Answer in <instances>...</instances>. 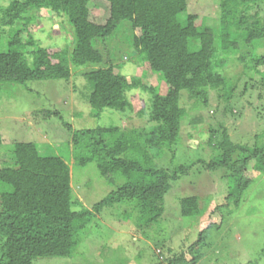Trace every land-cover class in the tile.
I'll return each instance as SVG.
<instances>
[{"label":"trees","instance_id":"1","mask_svg":"<svg viewBox=\"0 0 264 264\" xmlns=\"http://www.w3.org/2000/svg\"><path fill=\"white\" fill-rule=\"evenodd\" d=\"M263 3L222 0L220 21L210 26L203 16L189 11L187 0L0 2V89L9 84L28 86L32 81L69 82L78 70L89 68L83 73L86 91L82 96L91 115L100 117L110 111L120 120H132L137 108V114L147 115L151 124V131L143 134L121 123L81 127L64 122L71 134V144H66H70L77 165L96 161L104 177L110 182L120 181L93 207L83 206L75 193L70 154H41L34 142H16L14 159L2 161L0 167V264L74 258L81 233L92 218L102 208L124 200L135 203L139 227L152 226L164 214L165 197L173 183L206 165L210 170H224L227 179L225 203L214 209L221 215L220 222L211 218V224L190 245L192 259L183 251L172 254L169 249L166 255L160 251L157 262L198 264L206 231L226 219L223 208L238 206L253 178L264 175V129L256 133L253 147L235 143L226 129L210 130L214 152L210 160L185 161L166 169L155 166L153 158L162 157L182 142L181 132L191 115L183 105L184 96L194 101L192 108L205 107L216 92L224 101L225 112L233 114L239 98L256 90L258 83L264 85V53H257L264 40V19L249 14L252 7ZM98 5L105 6L101 22L91 17L98 13ZM38 18L48 19L52 25L60 20L69 26L66 45L41 43L30 31ZM128 24L133 51L148 72L163 81L166 92L145 84L135 72L127 73L128 60L114 64L115 55L104 48L106 39L117 33L125 35ZM3 46L6 49H1ZM235 62L246 72L251 69L258 75L252 76L254 83L242 81L240 91L242 74H231ZM74 85L77 88L78 84ZM40 113L45 118H63L59 108H44ZM205 212L199 195L181 199L182 216L196 217Z\"/></svg>","mask_w":264,"mask_h":264},{"label":"rangeland","instance_id":"2","mask_svg":"<svg viewBox=\"0 0 264 264\" xmlns=\"http://www.w3.org/2000/svg\"><path fill=\"white\" fill-rule=\"evenodd\" d=\"M8 1L0 0L4 4ZM187 1L189 11L203 16L206 24H218L222 0ZM95 7L98 13H95L96 16L91 15L92 20L101 22L105 6ZM249 14L263 20L264 3L252 7ZM130 26H126L125 35L117 33L106 39L104 48L108 49L109 55H115L114 64L128 60L125 67L127 73L135 72L134 75L141 78L145 84L166 92L163 81L154 73L148 72L144 61L133 51V40L129 36ZM30 27V31L41 43L61 46L66 45L71 29L60 20L52 25L48 19L43 21L39 18ZM1 49H6V46ZM257 53H264V40L260 42ZM88 69L78 70L75 73L76 78L69 82L59 79L32 81L28 86H2L0 167L2 161L14 159L13 146L21 141L36 143L41 154H70L75 193L83 206L93 207L116 189L120 181L110 182L100 173L96 161L84 166L77 165L69 149L71 134L67 132L64 122L81 127L116 126L121 123L130 128L135 127L143 134L151 131V124L147 115L137 114V108L132 113V120H120L118 116L111 115L110 111L100 117L91 115L89 104L82 96L86 91L83 73L89 71ZM235 73L242 74L239 91L243 88L242 81L247 79L254 83L252 76L258 77L253 70L246 72L237 66L236 62L231 74ZM74 83L78 84L77 88ZM257 95H260L259 99ZM182 102L191 114L185 120L181 132L182 142L173 150L166 151L162 157L153 158V164L157 167L172 169L185 161L210 160L214 154L213 143L209 141L210 130L221 132L226 129L235 143L253 147L257 142L256 133L261 128L264 129V85L259 83L256 90L252 93L248 91L238 102L235 101L237 106L233 109V114L225 112L224 101L218 99L216 92H212L210 103L205 107L192 108L194 101L186 96ZM44 108H59L63 118H45L40 113ZM194 119H198L196 123L193 122ZM66 142L70 144L67 145ZM203 146L205 148H202ZM224 176V170H210L203 165L189 177H181L173 183L172 189L165 197L164 214L159 222L152 226L139 227V211L132 199L106 206L92 218L93 222L81 233L80 245L74 258L51 259L47 262L41 260L40 264H157L161 255H166L169 249L172 254L183 251L187 258L192 259L190 245L198 238L200 232L211 224V218H217L220 222L221 215L215 213L214 209L225 203L227 179ZM188 195L200 196L202 205L206 207L203 215L190 218L182 216L181 199ZM222 211L226 219L219 226L206 231V244L200 246L202 257L198 264H264V175L253 178L238 206L230 205Z\"/></svg>","mask_w":264,"mask_h":264}]
</instances>
